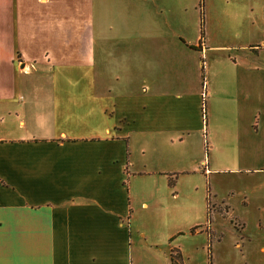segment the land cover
<instances>
[{
  "label": "crops",
  "instance_id": "1",
  "mask_svg": "<svg viewBox=\"0 0 264 264\" xmlns=\"http://www.w3.org/2000/svg\"><path fill=\"white\" fill-rule=\"evenodd\" d=\"M219 1L206 35L233 41L219 47L231 62L205 70L203 57L217 47L186 34L175 36L182 45L167 42L175 32L131 36L149 66L130 61L124 80L96 66L111 54L103 34L112 47L128 38L102 24L106 2L0 0V264H136L143 213L156 227L176 220L157 243L170 260L205 264L187 253L190 234L206 235L197 244L211 247L213 262L227 243L239 255L230 264H264V0ZM146 3L130 2L129 11L159 16ZM144 72L149 83L140 85ZM193 134L206 147L200 164L239 187L214 201L207 193L206 220L186 227V209L160 199L165 149L179 155Z\"/></svg>",
  "mask_w": 264,
  "mask_h": 264
},
{
  "label": "rangeland",
  "instance_id": "2",
  "mask_svg": "<svg viewBox=\"0 0 264 264\" xmlns=\"http://www.w3.org/2000/svg\"><path fill=\"white\" fill-rule=\"evenodd\" d=\"M218 1L219 0H101V2L107 3V7L102 8L100 15L102 24L108 27L113 26L118 28L115 31L121 30L120 32L128 38L122 40L121 47H112L110 43H107L106 36L103 34L101 49L102 51L104 49L105 51L108 50L111 54L105 57L102 55L101 61L97 62L96 66L98 65L99 68H102L104 72L108 74L109 78L119 75L124 80H127L126 75H128V73L126 69L129 68L130 61L145 68L147 71L149 64L145 63L141 50L136 47L137 40L130 37H143V39L140 40L150 41L151 38L164 32H166V35L175 32L174 38L168 39L167 42H171L172 40L182 45V40L177 37L175 38L178 32L184 35L186 34L185 36L188 41H203L207 48L217 47L216 49L205 51L208 55V58L205 56L202 59L205 70H207V66L211 61L217 60L220 62L223 57L227 58L228 62H231L228 58V48L220 50L219 47H228L233 41L225 40L221 37L218 38L217 36H212V34H209L208 37L206 35L207 29L211 31L213 2ZM98 2H100V0H93L92 4L95 5ZM130 2H138L141 5H146V2H149L153 5L154 12L159 14V16H156L155 13L143 11L142 9L144 8H140V10H133V8H131L129 11L128 5ZM219 2L224 1L221 0ZM96 19H98V17L93 14L91 17L92 24L90 26L91 39H94L95 24L93 23H95ZM203 24L204 29L201 28ZM106 30H108V28ZM237 41L236 43H241L239 41H243V39H237ZM67 49V46L61 45L62 51ZM232 52L233 56H238V50ZM187 54L191 55L192 53L188 52ZM197 55L199 57V54ZM116 56H118L117 59ZM200 61V58L195 61V64L199 65V68H201ZM211 63L213 64L214 62ZM157 74H159V72ZM157 78L158 80L162 79L166 81L165 78H168V75L162 72ZM205 79H207V75H205ZM138 80L140 85L149 83V77L146 72L139 75ZM180 145H182V150L179 155L175 154L170 147L165 149V154L167 156L164 168L168 171L169 175L165 177L167 195L165 196V200L160 199V201H165L163 205H169L172 209L176 206H182V209L185 208L186 214L179 223L189 227L200 219L206 220L205 210L207 193H209L210 198L214 201L217 193L226 192L229 189H235L239 186L236 184V180L232 175L226 172H214L211 174L210 171H207V169L200 164L202 155H206V147L204 146L202 150L197 134L186 137L185 141L180 143ZM223 168L224 167L216 166L213 169L220 170ZM175 179L177 180L176 186L168 187V182L172 185ZM176 192L180 195L179 199L174 202L175 198L173 194ZM175 222V219H168L163 222L164 225L156 227L152 223L148 213L138 215L137 226L139 234L137 235L138 239L134 247L136 264H171L170 258L161 253L162 251L160 247L157 246V243L162 242L164 232L172 224L174 225ZM182 238L185 240V243L187 242V246H185L187 253L192 256H194V254L202 256L205 260V264H230L229 256L232 255L231 253H233L232 256H239L237 253H234L230 245L225 243L217 250V259L213 262L209 252L211 247L206 246L204 249H201V246H198L200 244H197L201 238H205L207 241L206 235L203 237H194L188 234V236H183ZM196 246H198V248H196ZM189 264L200 263L189 262Z\"/></svg>",
  "mask_w": 264,
  "mask_h": 264
},
{
  "label": "trees",
  "instance_id": "3",
  "mask_svg": "<svg viewBox=\"0 0 264 264\" xmlns=\"http://www.w3.org/2000/svg\"><path fill=\"white\" fill-rule=\"evenodd\" d=\"M171 262H172V264H181L178 261V257L176 255H174V253H172V255H171Z\"/></svg>",
  "mask_w": 264,
  "mask_h": 264
}]
</instances>
